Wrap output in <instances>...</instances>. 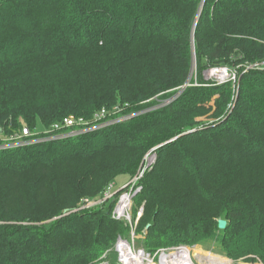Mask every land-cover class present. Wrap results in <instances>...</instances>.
I'll return each mask as SVG.
<instances>
[{"label":"trees","instance_id":"trees-1","mask_svg":"<svg viewBox=\"0 0 264 264\" xmlns=\"http://www.w3.org/2000/svg\"><path fill=\"white\" fill-rule=\"evenodd\" d=\"M192 48L199 86L171 105L0 151V264H92L129 228L112 218L114 202L71 212L134 176L155 146L135 200L144 247L218 243L264 263V69L246 70L264 62V0H0V132L174 96ZM220 66L238 71V85L219 86L218 120L198 122L214 92L202 72Z\"/></svg>","mask_w":264,"mask_h":264},{"label":"built area","instance_id":"built-area-1","mask_svg":"<svg viewBox=\"0 0 264 264\" xmlns=\"http://www.w3.org/2000/svg\"><path fill=\"white\" fill-rule=\"evenodd\" d=\"M253 69H264V62L246 67L247 71ZM206 79L214 82L215 85L232 83L234 88H236L240 77L236 69L220 66L208 68L206 70ZM191 86H199L198 80L196 79L193 83L190 81L181 86L177 90V94L167 101L172 102L177 99L186 88ZM120 111L119 106H115L112 109L103 108L95 113L91 120L69 116L49 128L46 127L43 131L23 128L22 131L8 136L0 132V151L20 149L36 143H49L76 137L81 135V133L106 129L121 122L119 120ZM156 160V150H150L143 159L137 174L132 176L130 183L126 187L114 192L116 184L112 182L101 196L83 199L78 208L71 213L103 207L110 202L115 203L111 214L112 218L129 228V234L127 236L119 235L113 245L112 252L117 257V264H235L231 259H221L218 258L219 256L203 254L202 249H194L189 245L181 244L151 252L144 247L143 243H139L140 239L143 241L145 237V235H138V226L144 216L145 207L142 205L135 212V200L142 194L143 179L153 169ZM102 264L108 263L103 262Z\"/></svg>","mask_w":264,"mask_h":264},{"label":"rangeland","instance_id":"rangeland-1","mask_svg":"<svg viewBox=\"0 0 264 264\" xmlns=\"http://www.w3.org/2000/svg\"><path fill=\"white\" fill-rule=\"evenodd\" d=\"M191 55H192V59H193L192 60L191 71H190V74H189V78H188V80L186 81L185 84L189 83L190 81H191V83H193V82L196 81V79L198 80V78H199V75H198V72H197V67H196V57H195L194 48H192ZM202 75H203V82L206 83V84H204V86L205 87H210L214 92L211 94L209 99L205 100L203 103H201L198 106L200 108V110L205 109V110L210 111V112L205 114V115H202L200 117H197L196 120L198 122L211 123L213 121H217L218 120V119L214 120L215 117H212V116L215 113V111L217 110V105L222 100L225 99L226 92H225L224 89L221 90V91L219 90V86H223V85H215L214 82L207 81V79H206V70L204 72H202ZM179 88L175 89L176 93L173 94V95L177 94V90ZM233 89L235 90L234 86H233ZM183 93H181V95ZM181 95L177 99H175V100H173L171 102V101H167V100H169V99H171L173 97L172 96L168 97L167 95H164L162 93V94H159L156 97L152 98L151 100L142 103V105H141L142 107L140 109H136V110H133V111H132V108H129V106L127 104H125L124 106L117 105L121 109L120 118H119V120H121V122L118 123V124L125 123V122H128V121H130V120H132L134 118L142 117V116H145L146 114H151V113H153L155 111L161 110V109L165 108V106L167 104L169 106L170 103L172 104L173 102L177 101L181 97ZM232 104H233V102L230 103L228 107L230 108L232 106ZM182 110L173 111V113H171V116H173L175 114H179L181 112H184ZM118 124H116V125H118ZM116 125H113V126H110V127H114ZM46 126H47L46 124L43 125V126L39 125V126H37V128L39 129V131H43V130H45ZM103 129H105V128H103ZM103 129H98V130H95L93 132H96V131H99V130H103ZM18 132H20V131H17L15 133H18ZM89 133H91V132H89ZM85 134H88V133H84V134L81 133V135L76 136V137H80V136H83ZM76 137H72V138H76ZM158 148H159L158 146H155L151 150L155 149L156 150V155H157V149ZM147 153L144 154L143 159L145 158ZM156 162H157V160H156ZM131 178L132 177L130 175H127V174L117 177L116 180L114 181V183L116 184L114 192H117L119 189H122V188L126 187L130 183ZM142 205H144V203ZM135 208H137V202H135ZM120 235H122V234H120ZM138 235L139 236H143V235L146 236V233H143V234H139L138 233ZM144 239H145V237H144ZM139 243H142V239H140ZM179 244H182V243H179ZM189 245L191 247H193L194 249L195 248L202 249L203 250V252H202L203 254L219 256L218 258H221V259H231L232 261H234L235 264H264L261 261H255L254 263H252V262L249 261V258H247V257H245V258L243 257V258H240V259H234L232 257H228L226 255V252L221 248V246L218 243L212 244L211 247H205V246L198 245V244H189ZM174 246H177V244L169 245V246H162V247L158 248L157 250L163 249V248H170V247H174ZM112 248H113V246H112ZM112 248H110L109 250H107L103 254H101V256L98 257L97 259H95L92 264H102L103 262H107L108 264H117V257L112 252Z\"/></svg>","mask_w":264,"mask_h":264},{"label":"water","instance_id":"water-1","mask_svg":"<svg viewBox=\"0 0 264 264\" xmlns=\"http://www.w3.org/2000/svg\"><path fill=\"white\" fill-rule=\"evenodd\" d=\"M227 227V221L226 220H219V229L225 230Z\"/></svg>","mask_w":264,"mask_h":264}]
</instances>
